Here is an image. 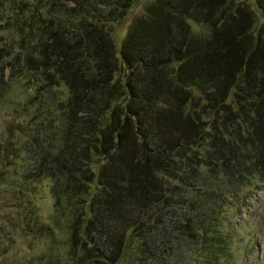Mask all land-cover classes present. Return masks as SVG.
<instances>
[{
	"label": "trees",
	"instance_id": "obj_1",
	"mask_svg": "<svg viewBox=\"0 0 264 264\" xmlns=\"http://www.w3.org/2000/svg\"><path fill=\"white\" fill-rule=\"evenodd\" d=\"M70 1L4 84L32 87L18 187L47 181L72 263L264 264L235 222L264 180V0H150L119 41L136 0Z\"/></svg>",
	"mask_w": 264,
	"mask_h": 264
},
{
	"label": "rangeland",
	"instance_id": "obj_2",
	"mask_svg": "<svg viewBox=\"0 0 264 264\" xmlns=\"http://www.w3.org/2000/svg\"><path fill=\"white\" fill-rule=\"evenodd\" d=\"M149 2L136 0L123 21L113 27V35L118 41ZM50 4L62 8L74 2L0 0V264H73L67 251L65 221L59 226L54 225L53 201L45 189L47 181L42 180L27 188L18 187L19 175L16 172H21L22 167L14 160H18L15 158L17 148L33 127L26 112L28 108L24 109L23 105L32 87L28 88L24 81L13 78L4 84L12 69L5 61L13 53L24 51V34L29 35V44H34L42 24L32 20L36 18L35 10L44 16ZM41 5L47 6L41 8ZM29 23L32 24L30 28ZM16 108L19 109L16 111ZM253 183L235 222L247 217L248 223L258 222V246L254 255L264 260V180Z\"/></svg>",
	"mask_w": 264,
	"mask_h": 264
}]
</instances>
